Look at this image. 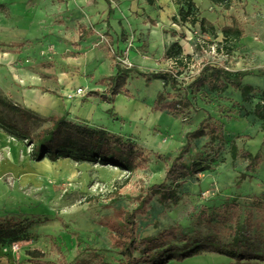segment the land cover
<instances>
[{"label": "rangeland", "instance_id": "374dc122", "mask_svg": "<svg viewBox=\"0 0 264 264\" xmlns=\"http://www.w3.org/2000/svg\"><path fill=\"white\" fill-rule=\"evenodd\" d=\"M111 5L113 16L125 11L118 0ZM108 11L105 0H0V89L7 97L42 116L61 114L77 123L106 128L136 142L147 155L133 170L70 157L38 159L35 142L0 123V217L32 222L30 236L20 240L21 252L0 247V264L117 261L121 255L111 243L108 223L118 221L119 209H133L137 195L163 180L187 142L186 134L204 119L210 129H216L191 139L184 161L202 158L206 168L172 184L178 200L164 203L154 196L148 211L137 218L138 233L155 235L174 226L196 239L216 234L230 242L234 221L222 222L219 217L224 215L223 204L238 198V215L244 219L249 214L253 224L252 249L264 252V117L254 112L264 90V76L258 74L264 71V0H231L228 8L216 3L204 7L199 17L205 12L214 32L176 21L180 15H155L156 24H152L147 15L136 11L138 21L129 22L121 33L118 50L107 23ZM232 16L246 34L225 44L221 28L232 23ZM176 40L185 53L192 54L180 67L166 57ZM206 62L253 71L243 80L250 100L232 87L212 92L208 86H188ZM134 64L143 71H182L181 88H169L168 97L183 101V107L176 112L153 111L163 81L154 78L148 84L135 72L125 85L127 94L121 90L112 102L100 96L110 93L119 66ZM74 79L85 81L86 94L81 101L69 103L65 87ZM48 124L33 123L32 127L39 132ZM245 152L260 155L252 171L246 170ZM243 172L249 176L239 181ZM166 264L264 261L236 262L226 255L203 252Z\"/></svg>", "mask_w": 264, "mask_h": 264}, {"label": "trees", "instance_id": "16d2710c", "mask_svg": "<svg viewBox=\"0 0 264 264\" xmlns=\"http://www.w3.org/2000/svg\"><path fill=\"white\" fill-rule=\"evenodd\" d=\"M153 3L154 0H148ZM216 4L228 8L231 0H211ZM111 10L110 0H107ZM180 20L185 23L199 24L202 32L215 31V26L206 16H200L199 7L194 0H183L179 8ZM232 23L221 28L225 44L232 40H238L245 36L246 29L232 16ZM152 24L156 21L148 18ZM118 50V48H116ZM166 57L172 61L175 67L185 65L192 59V54L185 53L182 43L174 41L166 50ZM119 74L116 81L110 85V93L100 95L107 101L112 102L121 90L125 89L128 78L133 72L145 77L149 84L154 78L163 81V89L158 92L154 101L153 111L176 112L183 107V101L169 99L168 89L178 90L182 84L178 78L182 71L151 70L143 71L137 65L119 66ZM254 74L249 69L231 70L224 65L206 62L198 74L190 81L188 86L201 88L208 86L212 92H223L229 87L242 90L243 99L250 100L249 86L243 85L246 76ZM264 76V71L258 73ZM99 95L98 92H95ZM110 95V96H109ZM263 99L255 105L254 112L259 117H264V90ZM48 122L39 132H34L32 124ZM0 123L8 128L17 130L25 135L30 141L35 142V155L42 159L49 155L55 161L60 157H70L76 161L91 160L111 163L122 168L133 170L147 160V155L138 147L137 143L116 135L103 127H92L77 123L68 119L65 115L53 114L42 116L33 109L19 105L11 101L0 89ZM207 125L205 119L194 130L188 132L187 142L181 148L179 154L173 159L167 168L163 180L154 183L148 189L135 197L136 205L133 209H119L118 221H110L108 227L111 230V243L118 248L121 257L115 262L101 260L97 264H166L172 259L184 260L203 252L218 253L232 257L236 262L244 259H261L264 261V252L252 249L255 244V235L252 234V223L250 215L241 219L237 213L240 204L238 198L227 201L222 206L223 214L219 220L227 222L233 220L231 227L232 240L224 241L218 235H209L203 238H193L178 232L174 226L165 228L155 235L141 237L138 233V216L148 211L149 204L154 196H158L161 202H172L179 199L174 183H181L187 177L195 176L206 168L202 158H196L187 163L184 161L185 154L190 149L191 139L207 135L209 130L216 127ZM249 161L246 170H254V164L260 160L259 153L253 155L245 152ZM249 176L247 172L240 174L239 181ZM233 213H232V212ZM32 222L25 223L15 218L0 217V247L30 236L29 228ZM138 253V255H137ZM43 264V263H42ZM48 264H70L62 259L58 263Z\"/></svg>", "mask_w": 264, "mask_h": 264}, {"label": "crops", "instance_id": "0c3cea01", "mask_svg": "<svg viewBox=\"0 0 264 264\" xmlns=\"http://www.w3.org/2000/svg\"><path fill=\"white\" fill-rule=\"evenodd\" d=\"M105 1L107 2V0ZM118 1L120 2V5H122L121 6L122 9H124L125 11L124 12L120 11L118 14L113 16V12H112L113 9H111L108 11V15L110 16L112 15V17L110 16L107 17V23H109L112 26L113 28L112 34L115 36L116 41L121 38V33L128 28L127 26L129 22L138 21V19H136L137 12L141 14L144 13V15H147L146 16L147 18L150 17L155 20L157 19V16L155 15H179V8L183 4V0H154L153 3H150L148 0H118ZM194 1L200 10H203L204 7L208 6L209 4L214 3L211 0H194ZM111 2L112 0H110V5ZM112 6L113 5H111V7ZM131 9L134 11V13L131 11ZM129 15H135V16H129ZM202 15L205 16L207 14L204 12L202 13ZM141 22H144V19H141ZM115 44L118 49H120V46H122L121 41L119 42L117 41ZM67 86L68 87H65V89L68 90V92H65V100L67 102L71 103L78 100L81 101L83 99V96L69 99L67 95L70 93H74L76 87L78 86H84L87 89L85 81L82 80L78 81L77 79H74L70 81V83H68ZM45 91L50 92L49 89H45Z\"/></svg>", "mask_w": 264, "mask_h": 264}, {"label": "built area", "instance_id": "2783aa9c", "mask_svg": "<svg viewBox=\"0 0 264 264\" xmlns=\"http://www.w3.org/2000/svg\"><path fill=\"white\" fill-rule=\"evenodd\" d=\"M85 94H86V88L84 86H78L76 87L74 93H70L67 96L69 99H72L75 97H82ZM6 245L7 246L5 247H9L13 253L18 254L19 252H21L23 244L20 241H16V242L6 244Z\"/></svg>", "mask_w": 264, "mask_h": 264}, {"label": "bare ground", "instance_id": "6f19581e", "mask_svg": "<svg viewBox=\"0 0 264 264\" xmlns=\"http://www.w3.org/2000/svg\"><path fill=\"white\" fill-rule=\"evenodd\" d=\"M119 106H120V107L122 106L121 102L119 103ZM157 112H160V111H157Z\"/></svg>", "mask_w": 264, "mask_h": 264}]
</instances>
